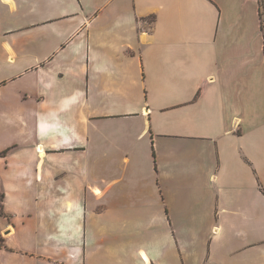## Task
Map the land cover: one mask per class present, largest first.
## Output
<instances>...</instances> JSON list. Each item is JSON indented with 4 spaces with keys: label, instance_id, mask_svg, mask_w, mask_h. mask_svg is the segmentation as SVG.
Listing matches in <instances>:
<instances>
[{
    "label": "crops",
    "instance_id": "1",
    "mask_svg": "<svg viewBox=\"0 0 264 264\" xmlns=\"http://www.w3.org/2000/svg\"><path fill=\"white\" fill-rule=\"evenodd\" d=\"M261 22L0 0V264H264Z\"/></svg>",
    "mask_w": 264,
    "mask_h": 264
},
{
    "label": "trees",
    "instance_id": "2",
    "mask_svg": "<svg viewBox=\"0 0 264 264\" xmlns=\"http://www.w3.org/2000/svg\"><path fill=\"white\" fill-rule=\"evenodd\" d=\"M259 2V16L261 18V23L263 26V22H264V0H258Z\"/></svg>",
    "mask_w": 264,
    "mask_h": 264
},
{
    "label": "rangeland",
    "instance_id": "3",
    "mask_svg": "<svg viewBox=\"0 0 264 264\" xmlns=\"http://www.w3.org/2000/svg\"><path fill=\"white\" fill-rule=\"evenodd\" d=\"M148 21L151 22L152 20L149 18Z\"/></svg>",
    "mask_w": 264,
    "mask_h": 264
},
{
    "label": "built area",
    "instance_id": "4",
    "mask_svg": "<svg viewBox=\"0 0 264 264\" xmlns=\"http://www.w3.org/2000/svg\"><path fill=\"white\" fill-rule=\"evenodd\" d=\"M0 207H1V199H0Z\"/></svg>",
    "mask_w": 264,
    "mask_h": 264
}]
</instances>
